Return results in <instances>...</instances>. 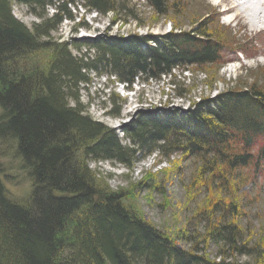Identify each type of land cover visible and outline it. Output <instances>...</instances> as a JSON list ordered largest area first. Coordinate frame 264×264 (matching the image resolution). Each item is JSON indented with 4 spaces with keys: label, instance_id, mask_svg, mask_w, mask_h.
Segmentation results:
<instances>
[{
    "label": "trees",
    "instance_id": "1",
    "mask_svg": "<svg viewBox=\"0 0 264 264\" xmlns=\"http://www.w3.org/2000/svg\"><path fill=\"white\" fill-rule=\"evenodd\" d=\"M143 1L157 16L166 14V0ZM126 3L0 0V144L12 150L30 184L24 202L11 201L0 166V264H264V244L242 235L235 219L243 207L228 192L245 179L240 172L252 163L255 140L264 135L262 87L230 88L196 103L190 99L183 115L140 114L123 126L122 138L80 103L79 92L91 75L130 90L138 80H171L176 69L220 61L221 44L206 34L204 24L189 32L173 26L165 35L106 36L78 45L52 36L63 21H73L67 7L80 4L87 15H111L113 25ZM14 5L38 21L20 23L12 15ZM170 85L178 98H186L175 82ZM108 104L104 115L119 118L124 101L111 94ZM153 154L155 164L174 156L196 160L197 182L208 190L209 180L217 178L218 202L209 206L215 195L208 194L198 217L205 233L198 232L200 224L175 235L155 227L125 204L122 189L109 187L112 174L89 168L105 162L132 170ZM138 187L163 194L160 186ZM207 243L221 246L217 261L208 259ZM232 258L248 261L231 263Z\"/></svg>",
    "mask_w": 264,
    "mask_h": 264
},
{
    "label": "rangeland",
    "instance_id": "2",
    "mask_svg": "<svg viewBox=\"0 0 264 264\" xmlns=\"http://www.w3.org/2000/svg\"><path fill=\"white\" fill-rule=\"evenodd\" d=\"M166 1L167 12L160 17L147 7L143 0H127L125 9L119 12L113 25L110 24L111 15L100 18L93 13L87 15L80 4L72 5L67 8L73 21H63L59 30L52 35L56 39L68 42L72 39L78 45L106 36L125 39L135 35L138 37L165 35L173 26L177 32H189L196 30L199 24H204L206 34L212 39L219 40L221 52L217 64L193 67L190 71L176 69L171 80L166 77L160 82L138 80L130 90H126L120 84L111 83L106 77L98 78L91 75L89 86L79 92L80 103L87 108L91 118L112 128L119 138H122L123 126L130 124L140 114L155 111L170 114L177 111L183 115L190 110L191 100L196 103L200 99H213L230 88L242 89L254 85L264 89V23H258L264 20V17L261 19L255 15L256 20L249 21L236 7L242 4V0ZM255 2L258 5L257 12H261L260 16H263L264 0ZM52 12L48 10L49 15ZM12 15L26 26L38 21L21 6L14 5ZM79 24L85 25L88 29L77 27ZM75 28L77 32L74 33ZM85 50V46L80 48L81 53ZM72 51L76 55L75 50ZM171 81L176 83V89L188 93L185 99L176 96L173 86L170 85ZM111 94H114V100L124 101L119 118L104 115V111L111 107L108 104ZM263 148L264 135H261L254 143L252 163L241 171L242 173L240 172L245 179L232 189L227 188L229 198L236 200V204L243 207L242 213L235 219L242 229V235L248 237L250 243L258 244H264ZM156 157L158 156L153 154L135 163L132 170L105 162L89 163V168L99 171L102 175L112 174L113 178H107L109 187L114 191L122 189L126 196L125 204L138 211L145 221L173 235L181 230L191 231L200 224L198 217L199 214L202 215L204 198L214 193L215 197L209 200V206L215 199H219L217 196L220 193L215 186L220 184L215 181L217 178L210 179L211 184L213 183L210 184L212 190H208L202 186L203 182L198 183L196 178L199 175L200 163L194 159L185 160L174 156L169 162L162 160L155 164ZM0 166L1 180L8 198L14 202H24L30 190L28 175L21 169V164L12 150L2 144ZM224 175L229 178V175ZM207 177L209 175L204 179ZM140 184L160 186L163 194H157L152 188H139ZM198 226V232L205 233L204 224ZM178 246L188 247L181 243H178ZM220 247L213 243L203 245L211 261H217ZM244 261L248 259L232 258L231 263Z\"/></svg>",
    "mask_w": 264,
    "mask_h": 264
},
{
    "label": "bare ground",
    "instance_id": "3",
    "mask_svg": "<svg viewBox=\"0 0 264 264\" xmlns=\"http://www.w3.org/2000/svg\"><path fill=\"white\" fill-rule=\"evenodd\" d=\"M236 7H238V9L241 10V12L245 14L246 18L249 21L253 19L256 20L257 15H258V18L261 17V19L264 17V15L260 16L261 12L260 13L257 12L258 5L255 2V0H249V1L242 0V4H238Z\"/></svg>",
    "mask_w": 264,
    "mask_h": 264
}]
</instances>
